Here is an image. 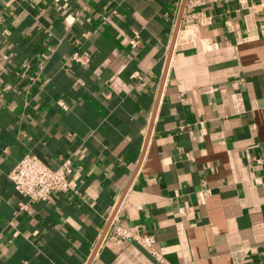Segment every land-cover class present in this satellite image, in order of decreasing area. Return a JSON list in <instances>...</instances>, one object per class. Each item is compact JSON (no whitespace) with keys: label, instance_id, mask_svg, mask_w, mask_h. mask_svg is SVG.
Returning <instances> with one entry per match:
<instances>
[{"label":"crops","instance_id":"1","mask_svg":"<svg viewBox=\"0 0 264 264\" xmlns=\"http://www.w3.org/2000/svg\"><path fill=\"white\" fill-rule=\"evenodd\" d=\"M195 1L147 141L182 0H0V264H89L113 215L164 263L90 264H264V0ZM30 154L70 191L18 193Z\"/></svg>","mask_w":264,"mask_h":264},{"label":"built area","instance_id":"2","mask_svg":"<svg viewBox=\"0 0 264 264\" xmlns=\"http://www.w3.org/2000/svg\"><path fill=\"white\" fill-rule=\"evenodd\" d=\"M204 0H197L193 5L203 6ZM136 47L137 40L131 42ZM72 60L83 65L89 63L88 56H81L78 51L72 55ZM24 67H27L25 65ZM133 78L138 77V73L133 74ZM70 161L65 160L57 169H52L45 162L35 155L25 156L9 174V179L13 182L16 190L31 201L48 200L54 192H68L71 183L68 180ZM111 242H134L141 246L157 262L164 263L163 255L156 249V239L151 234H141L132 232L118 224L112 223L105 237Z\"/></svg>","mask_w":264,"mask_h":264},{"label":"water","instance_id":"3","mask_svg":"<svg viewBox=\"0 0 264 264\" xmlns=\"http://www.w3.org/2000/svg\"><path fill=\"white\" fill-rule=\"evenodd\" d=\"M187 2H188V0H182V3H181V7H180L177 23H176L175 34H174L173 42H172V45H171V48H170V52H169V55H168V58H167L166 66H165V69H164V73H163V76H162L161 86H160V90H159V93H158L155 110H154V113H153V116H152V120H151V123H150L148 135H147V141H148V139L150 137V134L152 132L153 123H154V120H155V117H156V113H157V110H158V106H159V103H160L162 90L164 88V84H165L166 77H167V74H168V69H169V66H170L171 59H172V54H173L174 46H175V43H176V38H177V35H178V31L180 29V26L182 24V20H183V16H184V12H185L186 6H187ZM113 219H114V215L112 216V218H111V220L109 222L107 230L103 234V236H102V238H101V240H100V242H99L94 254L92 255V257H91V259L89 261V264L91 263L92 259L94 258V256H95L96 252L98 251L100 245L104 241V239L106 237V234L108 233L109 228H110V226L113 223Z\"/></svg>","mask_w":264,"mask_h":264}]
</instances>
